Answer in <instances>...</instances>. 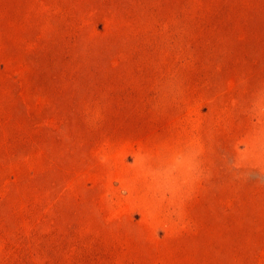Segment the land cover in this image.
<instances>
[{"label": "rangeland", "instance_id": "obj_1", "mask_svg": "<svg viewBox=\"0 0 264 264\" xmlns=\"http://www.w3.org/2000/svg\"><path fill=\"white\" fill-rule=\"evenodd\" d=\"M0 264H264V0H0Z\"/></svg>", "mask_w": 264, "mask_h": 264}]
</instances>
